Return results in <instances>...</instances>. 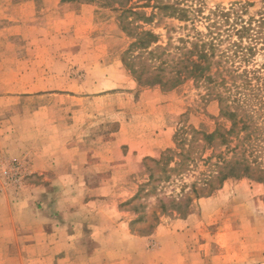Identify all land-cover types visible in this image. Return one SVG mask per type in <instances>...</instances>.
I'll list each match as a JSON object with an SVG mask.
<instances>
[{"label":"rangeland","instance_id":"1","mask_svg":"<svg viewBox=\"0 0 264 264\" xmlns=\"http://www.w3.org/2000/svg\"><path fill=\"white\" fill-rule=\"evenodd\" d=\"M120 2L132 7L144 3L138 0H0V150L8 146L13 147V150H20L23 142L25 146L28 144L33 148L40 142L41 147L46 149L50 144L45 140H58V137L66 141L71 139L69 132L76 135L77 128L84 126L82 120L76 121L77 128L73 125V113L93 115L95 118L87 125L97 124L93 126L95 130L105 127L106 133L116 130L117 120L121 124L124 120L129 121L128 119L134 122L130 125L138 124V128L145 133L148 131L157 134L158 130L171 128L172 146L169 150L176 151L172 155V163L166 166L167 171H163L162 166L148 161L151 158L142 159L143 172L130 178L136 185L137 193L123 206L137 216L130 226L131 232L147 236L168 218H185L189 211L196 210L197 200L208 198L195 196L192 185L196 184V189L201 190L200 180L209 170L204 161L211 155V151L203 152L202 143L195 141L192 145V157L196 158V162L180 164L181 157L178 154L188 147L186 142L191 138L189 129L193 128L200 134H211L218 126L228 128L230 124L220 117V106L214 99L216 90L200 80H185L172 90L159 86H137L136 90L125 91L134 99L130 105L126 104V99L125 102H120V89L94 93L97 90L92 87V82L99 76V73L93 72L94 67L99 64H108L115 69L124 67L123 54L132 42L120 26ZM235 2L190 0L188 5L201 7L202 15L207 16L218 7L227 10ZM250 3L253 5L248 7L247 16L256 18L264 7V0H251ZM138 11L146 14V17L152 12L151 8ZM207 23L200 17L192 25L163 19L157 15L152 23L139 22L138 25L159 36V45L171 54L167 56L169 59L179 53L176 47H181L180 39L188 37L192 40L196 31L206 33ZM132 56L136 54L132 53ZM130 58L131 56L127 59L125 57L126 60ZM255 58L258 63L262 61L261 57ZM126 72L127 77L134 80L130 72ZM97 96L105 98L93 101ZM259 97L264 102V90L259 92ZM79 98L84 100H73ZM257 100L250 99L247 110L252 111L250 116L256 124H261L264 114L262 105ZM119 106L120 115L116 116L114 112ZM197 138L200 139L201 135ZM93 142H96L95 138ZM176 143L181 144L177 150ZM166 150L161 152L156 161L161 160L162 155H167ZM5 172L7 175L9 172V175L12 174V183ZM1 173L6 187L17 194L26 180L23 161H8ZM230 180L227 184L238 188L235 192L234 187L228 190L236 193L234 196L260 195L263 201L264 188L261 184L258 189L257 183L246 179ZM29 183L36 182L31 179ZM13 198L17 201L20 196L15 195ZM34 207L40 208L30 203L22 204L17 212L26 211L27 221L22 222L23 219L19 217L21 223L16 222L18 224H15V229L9 228L5 233L0 230V264H20L16 261L19 249L17 251L16 248L14 250L9 247L6 250L4 245L12 242L21 246V240H26L25 237H29V242L32 243L26 251V256H29L26 264H40L36 261L38 258L45 259L42 264H52V258L60 252L61 249H53L52 246L54 233L51 220L43 216L38 218L31 213V209L36 211ZM209 209L197 221L196 218L192 220L191 224L194 226L188 227L189 231L183 236L186 243L196 242V239L203 242L215 240L228 247L230 244L242 243L245 237L250 238L255 231H258V235L264 225L260 208H255L251 214L243 213L238 205H231L226 209L222 207L221 211H211V207ZM36 219L46 229L41 236L36 233V223H33ZM91 233L92 231L89 232ZM109 241L113 244L116 240L111 237ZM93 244L87 240V244H79L75 249H68L66 246L67 249L61 250V253H66L68 257L71 253V256L82 259L85 264H100L102 258H110L107 259L108 264H134L127 255L121 260L114 259L113 254L120 257L114 248L103 254L90 256L89 253H93L97 246L92 247ZM168 251L171 250L166 252ZM196 253H191L182 264H211L204 257L199 258ZM139 254L140 264L149 263L146 250ZM153 260H161V256L157 255Z\"/></svg>","mask_w":264,"mask_h":264},{"label":"crops","instance_id":"2","mask_svg":"<svg viewBox=\"0 0 264 264\" xmlns=\"http://www.w3.org/2000/svg\"><path fill=\"white\" fill-rule=\"evenodd\" d=\"M93 72L99 73L97 80L92 82V87L97 90L94 93L120 89V102H125V99L128 105L133 102L134 99L125 91L136 90L137 84L130 76L127 77L124 67L115 69L108 64H99L94 67ZM104 98L97 96L92 100L101 101ZM73 100L83 101L84 98ZM114 115H120V106L116 108ZM92 118L95 117L73 113V125L77 128L76 121L82 120L84 126L77 128L76 135L69 132L73 139L66 141L58 137V140H45L50 144L46 149L41 147L40 142L35 148L28 144L25 146L23 142L20 150H13L11 146L0 150V230L5 233L9 228L15 229V224H18L16 222L21 223L19 217L23 219L22 222L27 221L28 213H18L17 209L22 204L30 203L32 206H40L34 207L36 211L31 209V213L38 218L43 216L51 220L53 249H75L77 245L87 244V240H90L94 243L92 247L97 245L93 253H89L90 256L103 254L114 248L120 254V257L113 254L114 259L121 260L127 255L134 264L141 263L139 252L145 253V250L149 259V263L145 264H182L193 252H197L199 258L204 257L211 264H264V225L258 235V231H255L252 238L245 237L242 243L230 244L228 247L222 246L220 241L203 242L196 239V242L186 243L183 238L189 231L187 228L194 226L191 224L192 220L196 218L197 221L200 216L208 213L209 207L211 211H221L222 207L226 209L231 205H238L243 213L248 214L255 208H260L264 223L262 196H234L238 188L227 184L231 180L224 182L223 188L211 197L197 200L196 210L189 211L185 218H168L147 236L132 233L130 226L137 216L126 210V207L123 208L137 193L136 185L130 178L143 172L142 159L158 160L161 152L172 146V129H161L157 134L148 131L145 133L138 128V124L130 125L134 122L128 119L129 121L124 120L121 124L117 120L116 130L106 133L105 127L95 130L93 126L97 124L87 125ZM94 138L96 142H93ZM17 159L23 161L26 167V180L21 190L15 194L16 192L6 187L1 171L8 161ZM31 179L36 183H29ZM256 185L258 189L261 187ZM232 188L234 192L230 193L228 190ZM15 195L20 196V199L14 201ZM33 223H36V233L43 235L46 229L41 226L40 221L36 219ZM111 237L116 240L113 244L109 241ZM25 238L26 240H21V246L12 242L4 245L6 250L9 247L14 250L16 248L17 251L19 249L16 261L20 264L29 261L26 251L32 243L29 242V237ZM61 250L52 258V264L86 263L71 256V253L68 257ZM167 250L171 251L166 252ZM157 255L161 256V260L154 261ZM107 259L110 258H102L100 264H106ZM36 261L42 264L45 259L38 258Z\"/></svg>","mask_w":264,"mask_h":264},{"label":"trees","instance_id":"3","mask_svg":"<svg viewBox=\"0 0 264 264\" xmlns=\"http://www.w3.org/2000/svg\"><path fill=\"white\" fill-rule=\"evenodd\" d=\"M141 1L144 3L138 7L120 2V26L132 40L122 58L125 70L140 88L159 86L172 90L188 79L211 85L216 90L214 99L219 103L220 117L230 124L228 128L218 126L211 134L189 129L188 147L178 154L180 164L196 162L192 157L195 141L202 143L203 152L211 151L204 161L209 170L200 180L202 188L197 190L193 184V193L212 196L230 179H246L264 188V120L256 124L250 116L252 111L247 110L249 100L257 98L264 114V102L259 97L264 90V7L255 18L247 16L248 7L253 5L251 0H235L229 9L218 7L203 16L201 7L188 5L190 0H138ZM142 8H151V15L146 17L138 11ZM157 15L192 25L200 17L208 22L206 33L196 31L192 40L180 39L181 47H176L179 53L167 59L171 54L159 45V36L138 25L152 23ZM256 56L261 57L260 63L256 62ZM179 146L176 143L175 150ZM166 153L159 161H148L167 171L176 151L168 149Z\"/></svg>","mask_w":264,"mask_h":264},{"label":"built area","instance_id":"4","mask_svg":"<svg viewBox=\"0 0 264 264\" xmlns=\"http://www.w3.org/2000/svg\"><path fill=\"white\" fill-rule=\"evenodd\" d=\"M9 174H10V172L8 173V175H7V172H5V175L8 177L9 181L12 183L13 182V177H12V174L11 175H9Z\"/></svg>","mask_w":264,"mask_h":264}]
</instances>
